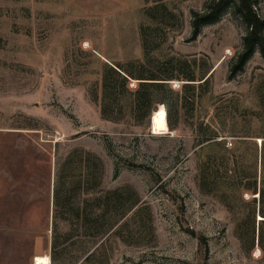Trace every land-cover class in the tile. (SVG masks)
Masks as SVG:
<instances>
[{"label": "rangeland", "instance_id": "374dc122", "mask_svg": "<svg viewBox=\"0 0 264 264\" xmlns=\"http://www.w3.org/2000/svg\"><path fill=\"white\" fill-rule=\"evenodd\" d=\"M210 1L0 0V264H53L60 158L82 203L92 177L120 197L75 264H264V52L233 69L236 0L195 34ZM132 60L163 68L168 103L106 112L105 63Z\"/></svg>", "mask_w": 264, "mask_h": 264}, {"label": "trees", "instance_id": "16d2710c", "mask_svg": "<svg viewBox=\"0 0 264 264\" xmlns=\"http://www.w3.org/2000/svg\"><path fill=\"white\" fill-rule=\"evenodd\" d=\"M232 1L234 0H212L205 10L195 11L193 20L195 34L200 32L205 23L215 21L221 15L224 6ZM236 1L249 29L244 36V48L234 63L235 71L244 67L258 46L264 52V16L257 11L254 0ZM145 54L149 58L147 48ZM150 67L147 62L140 60L107 61L105 63L103 82L106 112L116 110L117 114H121L123 111L135 114L151 109L155 111L156 104L168 103V93L173 92L170 82L167 81L168 75L163 73V68L157 67L153 70ZM178 67L182 69L184 62L178 63ZM192 77L194 78V76ZM133 82H138V86L132 88ZM115 118L118 117L115 116ZM57 164L52 227V262L53 264H75L84 257L83 263H87L100 249L101 245H98V242L106 236V233L115 234L110 226L106 228V200L111 201V204L117 208L120 197L116 194V190H108L106 197V190H101L100 183L94 181V177H92L90 181H87L85 193L88 195L84 197L82 203L77 193L80 184L77 180H72L70 184H67V176L64 173L61 158ZM255 183L254 188L264 200V186H259L258 180ZM82 204L84 208H82ZM108 205L110 207V204ZM108 212L109 210H107ZM109 213H112L111 217H114L117 212L111 210ZM76 241L82 242L75 248L76 252L70 253L68 259H63V249L58 251L59 244L66 243V246L72 247V244L77 243Z\"/></svg>", "mask_w": 264, "mask_h": 264}, {"label": "crops", "instance_id": "0c3cea01", "mask_svg": "<svg viewBox=\"0 0 264 264\" xmlns=\"http://www.w3.org/2000/svg\"><path fill=\"white\" fill-rule=\"evenodd\" d=\"M53 204H54V196H53ZM26 206H28V205H26ZM36 256V255H35ZM34 264H35V257H34Z\"/></svg>", "mask_w": 264, "mask_h": 264}]
</instances>
